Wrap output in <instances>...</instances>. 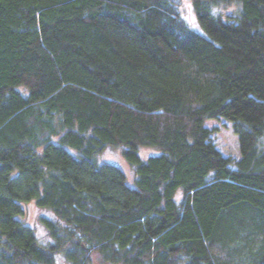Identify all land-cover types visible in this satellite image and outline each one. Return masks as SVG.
I'll return each instance as SVG.
<instances>
[{
	"label": "trees",
	"instance_id": "trees-1",
	"mask_svg": "<svg viewBox=\"0 0 264 264\" xmlns=\"http://www.w3.org/2000/svg\"><path fill=\"white\" fill-rule=\"evenodd\" d=\"M188 1L0 0V264H264V0Z\"/></svg>",
	"mask_w": 264,
	"mask_h": 264
},
{
	"label": "rangeland",
	"instance_id": "rangeland-1",
	"mask_svg": "<svg viewBox=\"0 0 264 264\" xmlns=\"http://www.w3.org/2000/svg\"><path fill=\"white\" fill-rule=\"evenodd\" d=\"M179 4H180V7H181L184 15L192 21V22L189 21L190 26H192L194 29H196L198 31H202L201 26L199 25V23L197 22V20L195 18V15L190 10L191 8H190L189 1L188 0H179ZM190 11L192 13V17H191ZM150 152H152L151 149H145L144 148V149H142L141 154H142V156H146ZM100 158L102 160H110V161L119 163V165H121V167L126 172L129 183H131L130 180L133 177L132 169L127 165L126 161L123 159V157L121 155V151L119 148H113V147L105 148L103 150V152L101 153ZM23 209H24V211H23V214L21 216V219H23L26 223H28L32 226L33 231H34L36 237L38 238V240L41 242L50 241L51 238L47 234V231H46L43 223L39 219L40 216L45 213V211L42 208L36 206L33 201L25 202L23 204ZM45 215L46 216H53V214L50 210H48ZM60 255L61 254H58L56 256L58 258L56 264H68V262L65 260V258L62 255L61 256Z\"/></svg>",
	"mask_w": 264,
	"mask_h": 264
}]
</instances>
